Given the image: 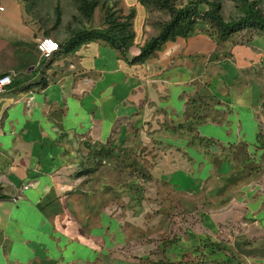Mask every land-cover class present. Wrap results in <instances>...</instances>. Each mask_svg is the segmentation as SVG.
I'll return each mask as SVG.
<instances>
[{"label": "crops", "instance_id": "0c3cea01", "mask_svg": "<svg viewBox=\"0 0 264 264\" xmlns=\"http://www.w3.org/2000/svg\"><path fill=\"white\" fill-rule=\"evenodd\" d=\"M127 2L128 57L45 59L39 12L0 0V264H264V32L197 25L131 63L158 30Z\"/></svg>", "mask_w": 264, "mask_h": 264}, {"label": "trees", "instance_id": "16d2710c", "mask_svg": "<svg viewBox=\"0 0 264 264\" xmlns=\"http://www.w3.org/2000/svg\"><path fill=\"white\" fill-rule=\"evenodd\" d=\"M80 12L91 19L94 10L98 7L97 0H76ZM140 5L149 10L153 5L158 12L166 13L168 18L155 22L154 27L158 30L156 36L147 40L140 49V54L130 60L131 63L144 62L153 57L163 46L179 37L187 38L195 32L198 21L202 18L215 30L219 42H225L234 34L243 29H253L264 32V12L257 5L256 0H241L242 16L239 20L226 21L222 14V3L219 0L192 1L187 6L178 7L177 0H138ZM205 3L208 9L201 12L199 5ZM57 18L55 26L62 24L61 7H56ZM136 11L133 10L126 17H119L114 13L106 16L104 28L87 29L78 31L71 38L60 44L69 45L71 48L86 41L104 40L118 49L123 56L128 57L129 50L135 39L133 21ZM54 27V26H53ZM44 37H50L46 32Z\"/></svg>", "mask_w": 264, "mask_h": 264}, {"label": "rangeland", "instance_id": "374dc122", "mask_svg": "<svg viewBox=\"0 0 264 264\" xmlns=\"http://www.w3.org/2000/svg\"><path fill=\"white\" fill-rule=\"evenodd\" d=\"M24 4L26 12H34L36 10L39 12L40 24L50 31L53 39L60 37L62 40L69 39L78 31H83L87 29H98L104 28L106 16L108 14L114 13L119 17H126L134 9L128 5L127 0H97L98 7L94 10L91 19H88L79 10V5L76 0H20ZM138 1V0H136ZM192 1L200 0H177L178 7L187 6ZM222 3V14L226 21L239 20L242 16L241 0H219ZM259 8L264 12V0H256ZM61 7L62 14V24L57 27L55 26L57 13L56 7ZM208 9L205 3L199 5V10L201 12ZM155 22H163L168 18V15L164 12H158L153 5H150L149 10ZM198 25H205L207 27H202L209 32L216 33V30L202 18L198 21ZM54 26V27H53ZM243 29L242 31L247 30ZM251 31H256L250 29ZM240 31V32H242ZM238 32V33H240ZM214 33V34H215ZM237 34V33H236ZM44 36L41 37V39ZM56 40V39H55ZM134 155L130 152H117L116 156L109 159L107 162L112 164V169L118 168H133ZM130 170V169H129Z\"/></svg>", "mask_w": 264, "mask_h": 264}, {"label": "built area", "instance_id": "2783aa9c", "mask_svg": "<svg viewBox=\"0 0 264 264\" xmlns=\"http://www.w3.org/2000/svg\"><path fill=\"white\" fill-rule=\"evenodd\" d=\"M38 51L42 58L49 59L54 54L60 51L61 47L58 41L53 39L52 37H44L42 38L38 45ZM12 84V76L11 75H3L0 77V93H5L7 88Z\"/></svg>", "mask_w": 264, "mask_h": 264}]
</instances>
